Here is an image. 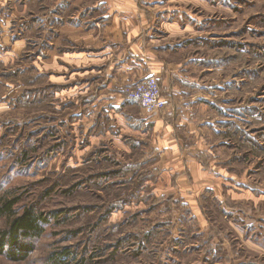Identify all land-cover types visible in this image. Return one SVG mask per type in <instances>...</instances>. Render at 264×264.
Segmentation results:
<instances>
[{
    "label": "rangeland",
    "instance_id": "374dc122",
    "mask_svg": "<svg viewBox=\"0 0 264 264\" xmlns=\"http://www.w3.org/2000/svg\"><path fill=\"white\" fill-rule=\"evenodd\" d=\"M56 1L0 0V205L49 219L25 259L0 264L64 249L69 264H264V0L140 1L161 58L184 62L159 112L201 165L183 175L127 98L137 80L105 91L107 65L54 30L73 20Z\"/></svg>",
    "mask_w": 264,
    "mask_h": 264
},
{
    "label": "crops",
    "instance_id": "0c3cea01",
    "mask_svg": "<svg viewBox=\"0 0 264 264\" xmlns=\"http://www.w3.org/2000/svg\"><path fill=\"white\" fill-rule=\"evenodd\" d=\"M140 1L57 0L55 8L58 7L59 12L64 15L73 16V20L57 25L58 27L56 26L54 30L64 33L68 42H75L89 49L76 52V54L68 52L66 58L69 62L79 64L69 57L74 54L82 58L83 62L91 63V66L107 65L105 76L108 83L105 91L108 92L113 86H123L122 83L127 84L135 80L139 81L148 75H155L162 83L160 86H162L161 90L162 88L164 90V94L162 92L164 99L166 97L168 100L170 92L174 94L178 87L176 85L171 87L169 74L179 73L184 62H178L176 59L172 61L168 58L165 61L161 58V53L157 50L159 39L152 34L155 18L153 20L149 18L148 8L142 6ZM53 19L57 20V15L53 16ZM53 43L51 59L53 63L57 64L61 57L57 47L63 42L59 36L53 37ZM165 66L167 70L163 77ZM107 94L111 95L112 92ZM187 96H193L192 91L187 92ZM168 104L171 105V103ZM171 111L172 108L161 114L153 113L151 115L150 122L153 123V131L158 133V135L154 134L156 136V139L153 140L154 146L158 148L162 156H167L171 161H175L172 163L173 166L169 165L167 169L170 171L167 173L183 175L186 167L192 173V168L198 169L201 165L198 163L199 161L195 160L196 158L192 157L191 150H185L184 144L186 143L180 137L179 128L172 122ZM190 127L194 129L193 123H190ZM155 142H157V146ZM160 170L163 174L167 171Z\"/></svg>",
    "mask_w": 264,
    "mask_h": 264
},
{
    "label": "trees",
    "instance_id": "16d2710c",
    "mask_svg": "<svg viewBox=\"0 0 264 264\" xmlns=\"http://www.w3.org/2000/svg\"><path fill=\"white\" fill-rule=\"evenodd\" d=\"M15 203L16 200H11L0 205V216H8L11 222L10 228L1 235L0 254H5L13 260H23L31 250L32 241L44 233L43 225L49 219L32 207L27 208L21 215L15 216L12 211ZM52 215L56 216V214ZM7 243L9 246L5 247ZM16 246L19 248L16 249ZM73 253L68 249L61 252L53 251L48 257V264H69L68 260ZM76 264H82V261Z\"/></svg>",
    "mask_w": 264,
    "mask_h": 264
},
{
    "label": "built area",
    "instance_id": "2783aa9c",
    "mask_svg": "<svg viewBox=\"0 0 264 264\" xmlns=\"http://www.w3.org/2000/svg\"><path fill=\"white\" fill-rule=\"evenodd\" d=\"M127 98L138 102L149 113H159L166 105L159 80L155 75H148L136 81L127 90Z\"/></svg>",
    "mask_w": 264,
    "mask_h": 264
}]
</instances>
